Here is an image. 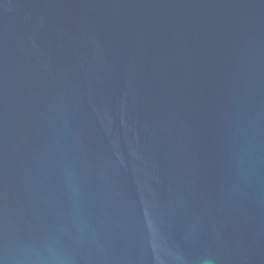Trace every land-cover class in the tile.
Returning a JSON list of instances; mask_svg holds the SVG:
<instances>
[{"label":"water","instance_id":"1","mask_svg":"<svg viewBox=\"0 0 264 264\" xmlns=\"http://www.w3.org/2000/svg\"><path fill=\"white\" fill-rule=\"evenodd\" d=\"M0 264H264V0H0Z\"/></svg>","mask_w":264,"mask_h":264}]
</instances>
